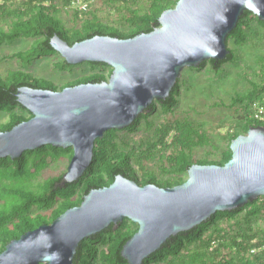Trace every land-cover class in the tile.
Wrapping results in <instances>:
<instances>
[{
  "label": "water",
  "instance_id": "water-1",
  "mask_svg": "<svg viewBox=\"0 0 264 264\" xmlns=\"http://www.w3.org/2000/svg\"><path fill=\"white\" fill-rule=\"evenodd\" d=\"M246 10L264 21V0H178L150 32L126 38L96 34L74 44L56 34L51 44L67 62H105L112 74L62 90L21 86L18 100L33 117L0 131V157L15 159L47 144L72 146L63 183L77 180L92 164L97 138L108 129L125 128L155 100H166L185 67L228 57L227 38ZM230 148L227 162L194 163L187 179L172 187L117 175L52 223L13 239L0 264H74L82 240L126 217L139 229L122 254L130 264H143L171 236L264 195V126H251L231 140Z\"/></svg>",
  "mask_w": 264,
  "mask_h": 264
},
{
  "label": "trees",
  "instance_id": "trees-1",
  "mask_svg": "<svg viewBox=\"0 0 264 264\" xmlns=\"http://www.w3.org/2000/svg\"><path fill=\"white\" fill-rule=\"evenodd\" d=\"M177 1L147 0L148 7L141 9L138 0H105L123 13L130 26L129 30L123 31L104 23L94 13L90 12L88 17L84 9L73 8V0H0V48L22 38H33L30 47L10 55L26 67L41 57L58 53L51 44L56 34L70 44L96 34L132 37L159 26L162 12L174 7ZM255 20L264 27V21L246 10L227 42L234 40L236 45L246 43L254 30L252 23ZM230 49L228 57L217 64L214 59H207L197 67L203 69L211 65L214 70L219 69L235 59L236 54ZM84 63L90 67L89 73L61 86L27 69H11L0 75V112L10 113L8 120L0 122V131L10 130L33 117V113L18 100L17 92L21 86L62 90L87 81L108 80L112 74L113 67L105 62L71 64L62 58L55 66L61 72H73ZM260 75L264 77V70ZM180 92L179 77L166 100H155L131 125L108 129L103 137L97 138L91 166L73 182L63 183L67 168L57 173L60 163L67 160L65 163L68 165L71 161L74 155L72 146L64 148L47 144L28 149L15 159L0 157V254L13 239L43 223H52L67 209L80 205L92 189L110 185L119 174L143 185L155 183L161 187H172L187 179L189 168L194 163L223 164L232 157L231 140L246 133L251 126L258 125L247 116L241 124L242 130L228 132V147L220 160L197 156V147L217 148L203 124L188 117L166 118L159 124L149 120L158 105L166 113H172L179 103ZM262 95L264 79L262 85L256 84L253 90L240 98L245 102V112L249 113L250 103ZM143 120L152 129V135L138 142L129 133L137 131ZM261 219L264 220V195L242 207L217 211L207 221L171 236L161 248L145 258L143 264H264V228L257 226ZM138 229L139 224L126 217L122 222L113 223L85 238L77 249L74 264H130L122 250ZM260 248H263L262 252H251Z\"/></svg>",
  "mask_w": 264,
  "mask_h": 264
},
{
  "label": "rangeland",
  "instance_id": "rangeland-1",
  "mask_svg": "<svg viewBox=\"0 0 264 264\" xmlns=\"http://www.w3.org/2000/svg\"><path fill=\"white\" fill-rule=\"evenodd\" d=\"M138 4L141 9L148 7L147 0H138ZM72 7L84 9L88 17L91 16L90 12L94 13L104 23H110L120 30L127 31L130 28L123 18V13L114 5L106 3L105 0H73ZM71 16H73V10H71ZM252 24L254 30L249 34L246 43L236 45L234 40H229V47L236 54L233 61L225 63L217 70H214L211 65L203 69L185 67L180 76L179 103L173 112L168 114L158 105L157 111L149 117V120L155 124L163 122L166 118L184 117L203 124L211 134L217 148L213 150L210 146L205 149L197 147V156L207 157L210 160L221 159L228 147V132L242 130L241 124L249 114L245 112V102L243 103L240 98L253 90L256 84H263L264 77L260 75V72L264 70V27L256 20ZM33 40V38H22L13 43L4 44L0 48V75L7 74L11 69H27L61 86L84 73H89L90 67L85 63L76 67L73 72L59 71L55 63L64 58L60 52L41 57L26 67L20 60L10 56L13 52L30 47ZM106 72L108 73L109 69ZM9 114L7 111H1L0 122L8 120ZM122 133L128 132L123 131ZM129 134L132 139L139 142L149 138L152 135V129L147 126L146 120H143L137 131ZM66 161L58 165L60 168L57 169V173L68 169L69 164L67 165ZM224 225L226 221L223 222ZM257 226L264 228V220L261 219ZM263 248L252 249L251 252L253 254L262 252Z\"/></svg>",
  "mask_w": 264,
  "mask_h": 264
},
{
  "label": "built area",
  "instance_id": "built-area-1",
  "mask_svg": "<svg viewBox=\"0 0 264 264\" xmlns=\"http://www.w3.org/2000/svg\"><path fill=\"white\" fill-rule=\"evenodd\" d=\"M248 117L255 120L258 125L264 126V95L250 103V112Z\"/></svg>",
  "mask_w": 264,
  "mask_h": 264
}]
</instances>
